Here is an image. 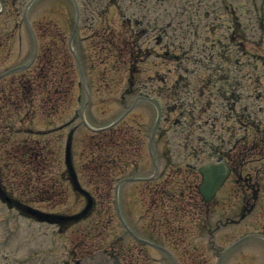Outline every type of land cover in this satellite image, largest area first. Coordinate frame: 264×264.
I'll use <instances>...</instances> for the list:
<instances>
[{
  "label": "rangeland",
  "instance_id": "374dc122",
  "mask_svg": "<svg viewBox=\"0 0 264 264\" xmlns=\"http://www.w3.org/2000/svg\"><path fill=\"white\" fill-rule=\"evenodd\" d=\"M27 1L0 0V173L4 185L1 190L6 196L4 201L0 196V264H111L113 254L119 255L124 264H170L168 252L175 264H218L216 254L227 244L248 232L264 233V187L259 190V198L254 194L258 199L241 220L236 211L241 202H222L220 193L209 207L202 205L201 212L192 215L188 209L172 210V202L166 201L161 211H153L149 208L153 194L139 192L131 182L116 186L121 168L131 176L138 171L148 175L152 170L151 164L141 158L143 152L136 151L132 134L137 127L144 130L154 122L155 112L150 106L132 107L105 129L91 130L84 125L86 122L93 129L108 125L138 94L155 99L160 109L172 105L174 109L167 110L168 114L162 110L161 118L168 115L167 126L156 140V151L162 158L150 180L152 188L157 183L169 188L183 179L188 182L192 176L170 174L173 164L184 165L185 152L192 147L202 158L209 150V141L215 143L214 135L227 127L235 136L248 130L250 142L264 134L258 132L262 125L257 128L250 121L241 131L235 121L243 103L249 105L250 118L264 115V0H76L78 23L74 31L70 0H34L26 17L36 25L37 45L51 48L59 43L58 33L64 45L70 38L85 81L83 88L75 65L72 70L61 66L63 74L69 72L62 81L69 90L65 98L70 109L78 111L71 124L73 140L68 150L62 132L65 128L53 129L68 112L60 114L59 107L52 109L47 101H41L39 94L45 87L27 89L23 97L16 95L22 90L18 82L35 73L38 66L37 58L29 62L33 44L22 15ZM225 4L234 15L224 12ZM187 13L200 20L203 32L196 33L190 25L193 18H187ZM235 15L241 25L248 24L251 33L249 42L237 43L249 52V58L237 57L234 41H230L237 26L230 17ZM136 43L141 50L130 62L127 53ZM69 53L68 47L60 54L56 51L54 63L71 60ZM244 59L249 63L244 65ZM19 65V70L12 69ZM130 65L131 71L137 68L135 76L128 74ZM229 67L236 68L228 81L239 92L238 106L233 101L227 103V81L219 78ZM51 68L45 67L46 75ZM149 77L161 83L148 86L152 80ZM55 101L60 102L57 98ZM26 106L32 108L29 127L25 124L29 116L23 113ZM9 125L12 130H8ZM158 125L162 126L161 121ZM92 131L100 137H92L98 146L85 148L81 137ZM168 146L177 147L184 155L175 148L178 159L165 154ZM65 151H69L78 174L91 173L90 179L80 181L91 191L97 185L94 209L62 225L26 215L20 203L68 215L86 204V198L64 176ZM258 154L251 150L250 160L260 159L255 163L263 167L262 172L264 154ZM91 155L95 162L86 164L94 171L85 164L81 167ZM250 174L257 175L254 170ZM114 199L128 225L134 227V234L127 232L116 217ZM150 222L152 226L147 227ZM221 264H264V241L249 238L237 242Z\"/></svg>",
  "mask_w": 264,
  "mask_h": 264
},
{
  "label": "trees",
  "instance_id": "16d2710c",
  "mask_svg": "<svg viewBox=\"0 0 264 264\" xmlns=\"http://www.w3.org/2000/svg\"><path fill=\"white\" fill-rule=\"evenodd\" d=\"M40 76H41L40 72L34 73L32 77H29L25 81L20 82V88L25 87V89L27 90L28 88H30L31 86H33L35 84L34 80H36V78H38ZM49 82L51 83V87L50 88L46 87L44 89L43 96L41 95V97H43L44 100H48V101H51V99H52L51 95H56V96L58 95L59 99L63 98L66 91L63 89V87L59 86L60 82H61V77L57 78L56 80L52 79ZM27 128H25V130ZM87 199L89 200L88 197H87Z\"/></svg>",
  "mask_w": 264,
  "mask_h": 264
},
{
  "label": "water",
  "instance_id": "95a60500",
  "mask_svg": "<svg viewBox=\"0 0 264 264\" xmlns=\"http://www.w3.org/2000/svg\"><path fill=\"white\" fill-rule=\"evenodd\" d=\"M204 175H205V178L207 179V178H209V176L210 175H208V173H206V172H204ZM217 186V183L216 184H212V183H210V191H208V194L215 188ZM206 187H208V186H206V183H204V184H202L201 186H200V190H201V192H202V194H204L205 195V197H207V195H206V192H205V190H204V188H206Z\"/></svg>",
  "mask_w": 264,
  "mask_h": 264
},
{
  "label": "bare ground",
  "instance_id": "6f19581e",
  "mask_svg": "<svg viewBox=\"0 0 264 264\" xmlns=\"http://www.w3.org/2000/svg\"><path fill=\"white\" fill-rule=\"evenodd\" d=\"M213 180V182H215V181H217L218 180V178H214V179H212Z\"/></svg>",
  "mask_w": 264,
  "mask_h": 264
}]
</instances>
